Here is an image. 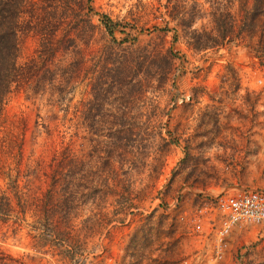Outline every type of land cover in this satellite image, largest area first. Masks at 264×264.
Segmentation results:
<instances>
[{
    "label": "rangeland",
    "instance_id": "1",
    "mask_svg": "<svg viewBox=\"0 0 264 264\" xmlns=\"http://www.w3.org/2000/svg\"><path fill=\"white\" fill-rule=\"evenodd\" d=\"M2 1L15 51L6 72L0 54V190L13 179L16 198L0 250L264 264V222L219 234L205 202L264 187V0Z\"/></svg>",
    "mask_w": 264,
    "mask_h": 264
},
{
    "label": "built area",
    "instance_id": "2",
    "mask_svg": "<svg viewBox=\"0 0 264 264\" xmlns=\"http://www.w3.org/2000/svg\"><path fill=\"white\" fill-rule=\"evenodd\" d=\"M205 202L219 214L218 233H227L243 225L264 222V189L248 186H231L217 190ZM198 226V225H197Z\"/></svg>",
    "mask_w": 264,
    "mask_h": 264
},
{
    "label": "trees",
    "instance_id": "3",
    "mask_svg": "<svg viewBox=\"0 0 264 264\" xmlns=\"http://www.w3.org/2000/svg\"><path fill=\"white\" fill-rule=\"evenodd\" d=\"M256 1V0H253ZM1 6V12H0V54L2 53L3 57V65H4V71H8L13 63L11 62L13 58V53L15 51V41L13 37V31H11L10 23L13 24V22L7 21L5 18V11L7 9L6 2L2 1L0 2ZM172 10V9H171ZM257 12L256 9L252 13H250V17H255V13ZM170 16L171 14L168 13ZM101 22L103 23L107 33L109 35H112L114 30V23L110 20V18L102 14L101 16ZM5 23V24H4ZM12 64V65H11ZM5 78V77H4ZM4 82V86H6L8 80L2 79ZM6 187L9 189V191L4 192L3 189L0 190V219L5 217L9 214V210L11 209L12 203H11V197L16 198V181L13 179H9L6 181ZM8 192L11 194V197L9 196ZM206 198H211L209 196H206ZM17 262L18 264H21L17 257H14L8 252H5L3 250H0V264H12V262Z\"/></svg>",
    "mask_w": 264,
    "mask_h": 264
},
{
    "label": "crops",
    "instance_id": "4",
    "mask_svg": "<svg viewBox=\"0 0 264 264\" xmlns=\"http://www.w3.org/2000/svg\"><path fill=\"white\" fill-rule=\"evenodd\" d=\"M259 188H262V189H264V187H259Z\"/></svg>",
    "mask_w": 264,
    "mask_h": 264
}]
</instances>
